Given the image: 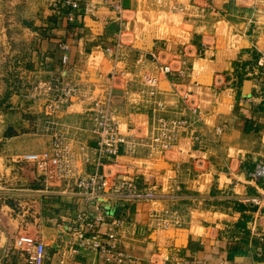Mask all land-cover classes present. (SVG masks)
<instances>
[{"label": "crops", "instance_id": "crops-1", "mask_svg": "<svg viewBox=\"0 0 264 264\" xmlns=\"http://www.w3.org/2000/svg\"><path fill=\"white\" fill-rule=\"evenodd\" d=\"M90 2L93 10L70 23L54 0H0V246L35 236L47 264H264V212L248 202L264 188L250 177L264 162V0ZM58 74L78 95L51 110L48 85ZM110 100L135 146L106 174L137 177L159 197H111L98 211L77 181L95 170L91 115ZM161 118L174 141L154 150ZM56 135L71 148L74 172L46 183L28 156L50 149ZM80 211L96 223L84 245L70 226ZM174 213L181 226H166ZM110 229L116 248L95 249L92 236ZM0 259L26 264L2 251Z\"/></svg>", "mask_w": 264, "mask_h": 264}, {"label": "built area", "instance_id": "built-area-1", "mask_svg": "<svg viewBox=\"0 0 264 264\" xmlns=\"http://www.w3.org/2000/svg\"><path fill=\"white\" fill-rule=\"evenodd\" d=\"M58 5V11L69 21L74 22L78 15L82 13L86 14L92 11L90 0H54ZM115 8H121L122 0H114ZM61 49L63 50V56L61 59V66L63 68L68 67L70 63L68 43H61ZM260 65L264 66V57L260 59ZM162 71L166 74L172 73L173 69L170 65H163ZM182 73V71H179ZM152 81V90L150 94L153 98H156L157 92L155 85L158 82L154 77ZM50 91H55L56 96L53 98L49 107L51 110L56 109L58 104L71 101L78 95V89L70 81L65 80L62 75H56L51 83L48 85ZM112 101L105 106L97 105L91 115V121L93 124V131L97 134V141L92 148L95 154V170L90 174L89 178H79L77 185L80 188L89 189L95 194V208L100 211L102 208L101 201L111 197H119L124 202L132 201H154L159 195L153 187L141 186L137 177L129 176L128 178L121 177L120 175L108 176L104 170V166L116 159L122 153H133L135 144L130 142L128 138L122 133L120 122L118 121L114 110L111 107ZM158 108L163 109L164 103L157 101ZM161 131L154 138L152 148L166 149L169 147L174 139L165 134L170 128L167 119L161 118ZM183 124V122H182ZM180 124V125H182ZM224 128H219L218 132H222ZM28 159L35 162L38 165L40 174L44 178L46 183L57 179H63L74 172L73 156L71 148L65 143L64 138L56 135L50 149L40 153L31 154ZM251 179L261 182L264 181V162L256 164L255 168L250 172ZM111 182V183H110ZM110 184V186H109ZM110 187L109 192L106 189ZM109 188V189H110ZM248 202L257 208L258 215H263L264 209V188H261L259 193L251 196ZM103 214L98 213L95 220L102 221ZM259 216H254L251 220V227H255L258 223ZM124 217L117 218L112 224L117 228L123 225ZM163 223L166 226L174 224L176 227L181 226V219L178 213H174L171 220L168 218L163 219ZM73 231L80 236L84 245V241H89L86 228L88 226L95 228L96 223L91 222V217L87 211H80L74 223L70 225ZM119 233L115 229H110L101 238L92 236L91 245L98 250L110 252L116 248L119 242ZM264 243V238L261 239ZM16 248L21 252V255L25 258L26 264H47L49 260V252L45 243L39 240L35 236H20L16 239ZM138 264V261H134ZM219 264H225L221 262Z\"/></svg>", "mask_w": 264, "mask_h": 264}, {"label": "rangeland", "instance_id": "rangeland-1", "mask_svg": "<svg viewBox=\"0 0 264 264\" xmlns=\"http://www.w3.org/2000/svg\"><path fill=\"white\" fill-rule=\"evenodd\" d=\"M16 239L14 240V243H11V244L5 243L3 246H0V255H1V251H2L3 255H5V257H7V258H9L10 256H17V257L21 256V252L16 248V245H15ZM2 261L3 260L0 259L1 263H2Z\"/></svg>", "mask_w": 264, "mask_h": 264}]
</instances>
